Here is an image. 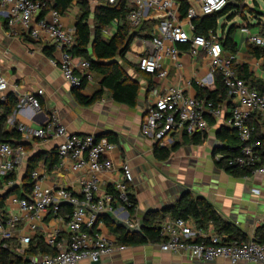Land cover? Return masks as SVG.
Instances as JSON below:
<instances>
[{
    "label": "built area",
    "instance_id": "1",
    "mask_svg": "<svg viewBox=\"0 0 264 264\" xmlns=\"http://www.w3.org/2000/svg\"><path fill=\"white\" fill-rule=\"evenodd\" d=\"M119 0H93V3L115 5ZM132 6L128 22L135 30L142 28L143 22L150 12L162 18L158 26L145 40L146 51L138 61L139 72L153 76L159 80L168 77L167 62L178 69L183 68L178 46L187 48L188 53L196 58L201 54L209 62L210 74L203 85L216 82L221 76L223 84L231 98L228 111L227 126L233 130L240 143L238 155L217 154L214 162L225 163L230 168H238L251 172V176L264 175L261 165V143L255 140L257 125L255 120L264 122V93L247 86L234 70L237 55L216 52L217 36L210 32L208 36L194 33L193 21L201 17L219 14L228 6V0H191L186 20L187 31L179 20L180 3L173 0H127ZM187 1V0H186ZM53 0H0V18L7 20L12 32L18 30L23 35L39 41L48 39L54 47L55 57L51 59L58 66L67 84L75 90L87 84H93L95 75L89 61L76 58L72 54L75 45L76 29L69 30L63 23V16L50 10ZM251 19L250 24L255 21ZM252 22V23H251ZM251 45L264 47V37L253 34L249 25L241 28ZM9 82L0 67V102L6 101L4 93ZM44 94L39 90L35 95L27 97L29 107L40 111L39 97ZM151 104L147 109L142 124V134L154 140L160 148L173 146L175 135L205 136L209 131V119L220 121L225 118L226 106L216 105L205 100L186 96L176 87L164 91L157 87L150 90ZM14 125V120L8 121ZM18 131L25 137L46 141L62 138L64 141L58 148V156L62 161H71V171L85 176L81 180L80 191L74 192L65 187H45L40 174L33 171L32 193L28 199H15L21 212L28 219L31 231L37 228V222L49 210L59 211V207L68 204L72 211L59 217V222L66 227L67 241L57 244L61 231L56 229L49 245L58 247L55 254L41 258H32L23 264H96L116 252H125L108 236L100 234L97 227L102 215H110L123 220L125 225L134 231L139 222L131 220L128 209L133 207L129 188L134 182V174L128 164L121 168L122 181L113 183L112 193H102L104 184L102 176L115 170L113 162L106 155L114 150V146L106 139L95 136L70 135L54 115L44 127L32 129L20 126ZM28 153L25 147H13L9 143L0 142V179L15 174L24 164ZM12 185V183H10ZM20 217L0 215V246L8 248V243L17 240L16 233L21 224ZM208 232L199 229L193 220L167 218L160 227L163 242L159 245L164 253L185 255L191 260L201 263L214 262L220 259L229 264H264V243L253 236L248 242H227L220 236L214 226ZM20 247L28 246L32 237L24 235L18 240ZM24 249V248H22ZM0 264L1 261H0Z\"/></svg>",
    "mask_w": 264,
    "mask_h": 264
},
{
    "label": "crops",
    "instance_id": "2",
    "mask_svg": "<svg viewBox=\"0 0 264 264\" xmlns=\"http://www.w3.org/2000/svg\"><path fill=\"white\" fill-rule=\"evenodd\" d=\"M173 1L180 3L179 20L183 27L190 31L189 22L186 20L187 15L182 16L181 3L185 1L189 6L191 0ZM102 5L104 4H94L93 0L90 1L93 11ZM128 7L132 6L128 3ZM239 9V5L236 4L231 12L218 20V30L210 31L215 33L218 38L215 50L218 54L230 53L225 51L223 44L229 29L233 25L238 26L239 29L235 35L238 45L236 65L247 67L254 78L264 84V57L256 58L250 52V43H248L247 37L241 33V28L247 26L255 15L251 16L245 13L248 19L245 21L240 15H236ZM79 14L80 9L75 1L73 9L63 16V23L67 29H75ZM161 20L159 14L150 12L143 22L142 28L139 30L132 28L136 35L130 52L123 60H116V63L140 87L138 103L136 107L131 108L115 102L107 89L103 90L101 98L91 104L86 106L79 104L78 95L89 101L95 99L96 93L101 90L102 77L94 73L93 84H87L79 90L72 89L65 81L61 69L51 63L55 53L50 40L35 41L18 30L12 32L8 28L7 20L0 18V67L9 82V88L3 95L6 98L13 94L19 103L16 111L8 118V121L13 119L15 124L10 125L7 121L5 132L11 134L15 128L18 129L20 126L40 129L56 115L70 135L95 136L99 140L106 139L114 146V150L109 152L105 158L113 162L115 170L102 176L104 182L102 193L108 192L113 183L122 181L121 168L124 164L130 166L134 174L130 193L136 197V219L138 222L147 211L161 210L176 203L180 197V188H185L193 196L205 198L227 223L243 232L249 240L256 235L258 229L264 228V175L235 178L218 168L214 162L215 152L225 148V144L220 142L218 134L222 128H228V111L231 106L225 104L227 111L222 120L209 119V131L200 145L194 144L193 136L175 135L173 145L177 146V150L165 162L159 161L155 156L157 143L142 134L144 117L151 104L150 80L154 88L157 87L164 91L169 87H176L181 89L186 96L196 99L199 98L196 87L206 88L210 91L216 90L215 82L203 85L210 74L209 62L205 55L201 54L193 58L187 48L183 46L177 47L181 54L183 68L178 69L175 65L167 62L168 77L166 79L159 80L139 72L138 61L146 51L144 42L149 39V34ZM255 22L260 23L262 28L264 27L261 19H255ZM119 25L118 22L113 23L104 31L103 38L108 41L114 37ZM252 28H256L259 32L258 35L262 36V28L255 25ZM135 49L140 50L141 53H135ZM39 90H42L44 94L39 97L40 111L35 112L29 107L27 97L35 95ZM255 123L258 131L264 135V122L255 120ZM17 137L19 139L12 138L8 143L13 147L20 145L25 147L28 156L25 164L15 174L0 179V215L17 216L23 219L16 233L17 240L24 235L31 236L32 241L37 237H42L55 254L58 247L52 248L49 241L53 238L54 231L59 229L61 235L57 244H65L67 231L66 227L59 222V217L69 214L72 207L63 204L59 207L58 212L49 210L37 222L36 230L31 231L27 224L29 223L28 219L14 200L17 198L28 199L32 193L34 180L31 177L32 182H29L26 175L29 164L34 158L38 159L35 171L39 172L42 185L45 187L61 186L78 192L85 171L73 173L70 168L71 161H62L59 158L58 148L64 141L62 138L41 141L27 138L20 132ZM12 176L13 179H11ZM110 217L117 221L116 217ZM203 230L213 231L210 225ZM97 231L100 234L111 236L113 241H116L103 222L99 224ZM17 240L8 243L11 244L10 249L17 256L25 257V251L32 241L28 246L20 247ZM42 256L44 255L33 258ZM27 260L28 258L25 257V262ZM108 260L110 264H199L185 255L164 253L159 246L152 245L128 248L127 251L116 252L113 256L102 261L107 262ZM209 264H229V262L220 259Z\"/></svg>",
    "mask_w": 264,
    "mask_h": 264
},
{
    "label": "trees",
    "instance_id": "3",
    "mask_svg": "<svg viewBox=\"0 0 264 264\" xmlns=\"http://www.w3.org/2000/svg\"><path fill=\"white\" fill-rule=\"evenodd\" d=\"M77 1L80 14L76 22L75 45L72 49V54L76 58H82L90 62L94 73L102 77L101 90L96 93L94 100H85L78 95V102L81 105H89L101 98L103 90L107 89L112 95L115 102L126 105L128 107H136L140 95V87L134 82L127 73L116 63L117 59H124L130 52L131 45L135 38V33L128 22V16L131 8L128 7L127 0H119L115 5H102L94 11L90 7L91 0H53L50 10L57 11L61 16H65L74 7V2ZM238 3H243L245 0H237ZM236 4L228 3L225 10L219 14L205 16L193 21L194 33L197 35L207 36L210 31L218 30V20L225 17L231 12ZM240 7V6H239ZM188 4L183 1L181 3L182 16L185 17L188 12ZM251 16L256 13L250 9ZM243 19L247 21V16L244 12ZM118 22L119 28L117 34L110 40L106 41L103 38V33L113 23ZM250 29L253 27L248 24ZM256 26L262 28L259 23ZM238 26L233 25L227 34L224 41V49L234 55H237L238 45L235 40V35L238 31ZM264 30V27L262 28ZM264 37V32L262 33ZM250 52L256 57H264V47L249 45ZM234 70L238 76L246 82L247 86L255 89L260 93H264V84L262 81L254 78L253 74L248 71L247 67L234 65ZM145 75V74H144ZM150 90L154 88L151 80L149 82ZM216 90L210 91L206 88L196 87L198 100H205L216 105L228 104L231 106V98L225 88L220 75L216 77ZM18 101L13 94L6 97V101L0 102V142L8 143L12 138L19 139L18 129L15 128L11 134L5 132V125L8 118L13 115L18 106ZM210 125V124H209ZM205 136L195 135L192 140L195 145H200ZM221 143L225 144L224 149L217 150L214 157L221 153L226 155H238L242 146L236 133L230 128H222L218 134ZM255 140L261 143L260 157L261 165H264V135L257 128ZM21 146V145H20ZM177 146L173 145L166 148L159 146L155 150V156L159 161H168L171 155L176 152ZM38 159L31 160L27 172V180L32 182V173L37 167ZM218 168L223 169L228 174L235 178L251 177V172L242 169H234L225 165V163L215 162ZM13 179V176L11 177ZM131 188V187H130ZM129 188V190H130ZM131 191V190H130ZM109 193L113 192L110 187ZM133 207L128 209L131 220H136L137 216V201L136 197L131 194ZM167 218L193 220L199 229H207L210 224L215 228V231L225 238L227 242L241 241L248 242L246 235L234 226L227 223L217 210L202 197H195L191 193L185 194L173 206L165 211L147 213L144 217L143 229L141 232L130 231L119 225L118 222L110 217V215H102L99 219L108 228L111 235L116 239V244L127 248H141L146 246H159L163 240L160 236V227L163 221ZM258 241L264 243V228H260L256 232ZM9 248L0 247V261L2 264H23L25 257L32 259L39 255L53 254V251L46 245L42 237H37L32 241L28 249L25 251V257H19Z\"/></svg>",
    "mask_w": 264,
    "mask_h": 264
},
{
    "label": "rangeland",
    "instance_id": "4",
    "mask_svg": "<svg viewBox=\"0 0 264 264\" xmlns=\"http://www.w3.org/2000/svg\"><path fill=\"white\" fill-rule=\"evenodd\" d=\"M233 4H238L240 7V9H239V12L236 14V15H240L241 17H242V19H243V17H244V12L245 13H247L248 15H251L250 14V9H252L253 11H254V9L255 8H259V9H261V10H264V0H245L243 3H238V1L237 0H230ZM262 21H263V23H264V18H260ZM244 20V19H243ZM239 22H241V21H239ZM238 22V23H239ZM252 23V22H251ZM252 24H254L255 26L257 25V23L254 21ZM253 25V26H254ZM251 31H252V33L253 34H258L259 32H258V30L256 29V28H252L251 29ZM264 32V30L263 29H261V34ZM263 35V34H262ZM136 50V49H135ZM135 53H137V54H139V53H141V51L140 50H136L135 51ZM119 222H120V224H122V225H125V222L123 221V220H119ZM108 237L113 241L114 239L111 237V236H109L108 235ZM111 256H113V255H111ZM110 256V257H111ZM108 258V257H107ZM105 259V258H104ZM103 259V260H104ZM193 262H195V263H201V262H198V261H196V260H192ZM211 263V262H210ZM102 264H110L109 263V260L107 261V262H103L102 261ZM240 264H247V263H240Z\"/></svg>",
    "mask_w": 264,
    "mask_h": 264
},
{
    "label": "water",
    "instance_id": "5",
    "mask_svg": "<svg viewBox=\"0 0 264 264\" xmlns=\"http://www.w3.org/2000/svg\"><path fill=\"white\" fill-rule=\"evenodd\" d=\"M254 12L256 13V15H255V18L256 19H260V18H264V10H261V9H259V8H255L254 9ZM189 193H191L189 190H186L185 188H180V192H179V195H180V197L177 199V201L179 200V199H181L185 194H189ZM174 204H172V205H170V206H168V207H164V208H162L161 210H153V209H151V210H149V211H147L146 213H144L143 215H142V219L139 221V228L138 229H136V230H134V231H136V232H141L142 231V229H143V223H144V217H145V215L147 214V213H151V212H161V211H165L166 209H168L169 207H171V206H173ZM118 222V224L119 225H121V226H123L125 229H128V230H130L126 225H122V224H120V222L119 221H117ZM131 231V230H130ZM30 261V259H28L27 260V262H29ZM210 262H205V263H199V264H209ZM96 264H102V261L101 262H99V263H96ZM124 264H134V263H124Z\"/></svg>",
    "mask_w": 264,
    "mask_h": 264
}]
</instances>
